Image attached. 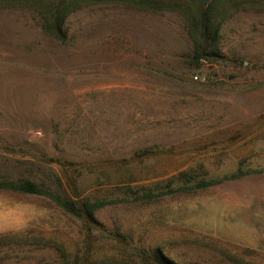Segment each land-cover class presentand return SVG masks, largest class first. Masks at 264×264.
<instances>
[{"label":"rangeland","instance_id":"1","mask_svg":"<svg viewBox=\"0 0 264 264\" xmlns=\"http://www.w3.org/2000/svg\"><path fill=\"white\" fill-rule=\"evenodd\" d=\"M63 1L65 43L49 0H0V180L103 203L125 243L93 232V264H264V0ZM83 235L0 190V264H73Z\"/></svg>","mask_w":264,"mask_h":264},{"label":"trees","instance_id":"2","mask_svg":"<svg viewBox=\"0 0 264 264\" xmlns=\"http://www.w3.org/2000/svg\"><path fill=\"white\" fill-rule=\"evenodd\" d=\"M47 14L44 18L45 26L44 31L51 35L53 38L58 40L61 43H65L66 35L62 30L63 21L66 18L67 14L74 9L75 3L64 5V1L60 0L58 2H54L49 0L48 3ZM149 7V6H148ZM157 9H165L167 8V4H156ZM154 9V10H157ZM210 23L209 15L206 13H202L200 20V31L199 36L206 40V32H208V24ZM214 37V36H213ZM205 42V41H204ZM198 43V42H197ZM206 43V42H205ZM199 44V43H198ZM209 47V46H208ZM209 50L206 47H197L196 52L193 57V61L200 62L202 59L214 58V53L212 52V48ZM208 51V52H207ZM209 53H213V55H209ZM149 152L142 151L140 153L135 154L134 157L142 158L145 157ZM247 174H243L242 172H238L232 174L229 178L231 180L239 179ZM214 183H199L196 189H203L208 187L209 185ZM59 185V184H58ZM60 190L52 191L50 188L42 186L40 184H36L34 181L29 179H21L18 181H9V180H0V190L12 191L21 194L27 195H37V196H45L49 198L55 205L61 208L68 215L80 220L84 235H83V255L75 261L73 264H93L90 258V253L93 245V232L98 231L101 233H107L109 237L115 242L125 243L124 237L119 232H110L105 229V227L100 224L95 219V212L103 207V203L99 200H90V199H78L70 197L65 189L61 186ZM133 194H139L137 191L133 192ZM141 197L151 199L152 192L147 191L144 192ZM152 264H168L163 263L154 258H149ZM170 264V263H169Z\"/></svg>","mask_w":264,"mask_h":264},{"label":"water","instance_id":"3","mask_svg":"<svg viewBox=\"0 0 264 264\" xmlns=\"http://www.w3.org/2000/svg\"><path fill=\"white\" fill-rule=\"evenodd\" d=\"M203 3H205V1H203Z\"/></svg>","mask_w":264,"mask_h":264}]
</instances>
